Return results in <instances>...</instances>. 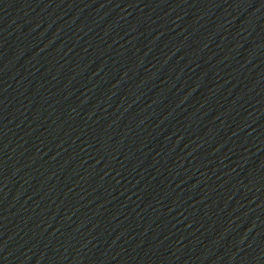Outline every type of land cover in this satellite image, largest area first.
Masks as SVG:
<instances>
[{"label":"water","instance_id":"obj_1","mask_svg":"<svg viewBox=\"0 0 264 264\" xmlns=\"http://www.w3.org/2000/svg\"><path fill=\"white\" fill-rule=\"evenodd\" d=\"M0 264H264V0H0Z\"/></svg>","mask_w":264,"mask_h":264}]
</instances>
